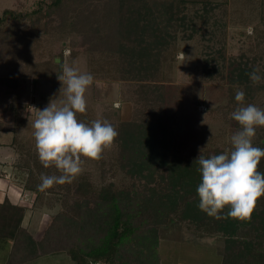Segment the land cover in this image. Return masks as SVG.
Returning <instances> with one entry per match:
<instances>
[{"label":"trees","instance_id":"trees-1","mask_svg":"<svg viewBox=\"0 0 264 264\" xmlns=\"http://www.w3.org/2000/svg\"><path fill=\"white\" fill-rule=\"evenodd\" d=\"M215 8L210 0H39L38 7L25 14L10 8L3 11L0 61H34L35 44L56 22L58 28L79 38L74 54H84L91 73L136 84L133 101L139 105L130 119L111 123L119 133L114 141L118 165L133 179L129 187L110 183L94 190L90 181L75 178L42 192L37 187L41 180L27 160L14 165L17 182L36 195L34 206L42 204L43 194L52 192L61 197L62 209L37 240L23 226L26 206L9 198L0 202V238L13 241L7 264L56 251L69 252L79 264H163L160 227L175 223L209 236L220 235V264H264V196L251 219L227 217V207L221 213L225 218L208 216L198 207L201 175L196 159L200 154L175 151L167 139L164 70L178 53L180 34L186 39L208 38L200 67L202 79L228 80L227 108L240 106L235 101L237 88L245 92V104L257 102L263 88L262 79L253 84L248 74L258 68L264 77V33L257 28L249 48L228 57L223 47L215 46L225 43L216 41L225 22ZM24 17L29 20L24 26L8 22ZM62 64L61 55L46 75L61 74ZM251 92L256 93L251 96ZM77 119L88 125L92 122L86 112L78 113ZM11 130L8 144L19 153L22 142L17 127ZM256 134L254 146L264 148V127L257 128ZM223 152L216 149L201 155L209 158ZM258 171L264 173V157Z\"/></svg>","mask_w":264,"mask_h":264},{"label":"rangeland","instance_id":"rangeland-1","mask_svg":"<svg viewBox=\"0 0 264 264\" xmlns=\"http://www.w3.org/2000/svg\"><path fill=\"white\" fill-rule=\"evenodd\" d=\"M38 1L0 0V16L7 8L25 14L37 8ZM210 1L216 3L215 13L223 18V23L225 22V28L222 27L216 33V41L225 43L215 46L223 47L228 57L238 55L243 48H249L250 36L256 35L257 28L264 33V23L261 21V16L264 15V0ZM14 21H18L21 26L29 23L26 17L21 20L10 19L8 22ZM53 24L55 26H50L39 43L35 44L37 52L34 61L23 60L18 63L0 61V128L10 131L17 127L18 138L22 142L19 143L22 150L19 151L17 163L27 160L38 178L41 173L61 174L55 167L45 169L41 165L31 126V122L36 118L35 109L43 110L52 100L60 106L65 100L58 76H48L46 73L54 64V60H60L61 55L64 63L79 68L81 72L91 73L84 54H74L73 47L79 38L70 30L58 28L56 22ZM207 39H202L199 35L193 39H186L180 34L178 53L167 62L164 70L169 108L163 112V118L169 122L168 144L171 149L190 156L216 149L230 150L231 136L240 130L238 122L231 118L234 109L227 108L230 102L226 85L228 80L202 79L200 67L206 57L203 51L206 48L204 45L208 43ZM91 74L94 81L85 93L86 113L90 120H107L112 123L119 122L120 119H130L139 106L133 101L137 85ZM261 83L263 88L259 91L257 102L253 104L264 108V77ZM255 93L251 92L250 95L253 96ZM32 102L37 104L35 109ZM117 156V145L113 143L111 148L102 152L99 159L82 157V172L76 177L77 180L90 181L94 190L110 183L116 188L129 187L133 179L121 170ZM41 201L40 207L38 205L34 207L43 209L46 213L45 228L42 227L40 232L42 237L52 217L62 209V200L58 194L49 192L43 194ZM160 236L164 264H177L178 256L181 257L185 250L191 249L201 254V257L197 258L201 264L202 261L216 264L219 254L217 249L223 239L220 235L209 236L204 232L195 231L184 223L161 226ZM207 251L210 252L205 253ZM66 254L67 251L57 252L51 257L52 264L55 261L57 264H65L68 260ZM45 259L47 260V258L38 260V264L43 263Z\"/></svg>","mask_w":264,"mask_h":264},{"label":"clouds","instance_id":"clouds-1","mask_svg":"<svg viewBox=\"0 0 264 264\" xmlns=\"http://www.w3.org/2000/svg\"><path fill=\"white\" fill-rule=\"evenodd\" d=\"M258 73L256 68L248 74L253 84L262 79ZM58 79L65 100L60 106L52 100L43 110L33 108L36 118L31 122L41 165L45 169L55 167L61 173H41L37 187L42 192L55 185L72 183L82 172V157L99 159L119 135L107 120L97 119L88 125L77 119V114L87 109L85 93L94 81L91 73L64 63ZM235 101L240 106L231 113V118L238 122L240 130L231 136V149L209 158L200 154L196 159L201 175L196 189L198 207L216 219L225 218L221 213L226 207L227 217L251 219L257 201L264 196V173L258 171L264 148L253 144L256 129L264 127V108L245 104V92L239 88L235 91Z\"/></svg>","mask_w":264,"mask_h":264},{"label":"crops","instance_id":"crops-1","mask_svg":"<svg viewBox=\"0 0 264 264\" xmlns=\"http://www.w3.org/2000/svg\"><path fill=\"white\" fill-rule=\"evenodd\" d=\"M10 140L11 132L5 130V128L3 127L0 128V202H3L5 198H9L14 203L26 206L27 209L23 218V226L27 227L37 240H40L42 238L40 236L41 229L42 227L45 228L46 224V213L43 209L34 207L33 203L35 197L33 196L35 193H32L30 190L25 189L23 185L17 182L14 176L13 169L14 165L19 160V153L13 146L8 144L10 143ZM12 245V240H5L3 238H0V264H7ZM181 251L184 252L183 249ZM57 252L61 251L49 252L36 258L24 262H19L17 264H38V260H40L41 258H47V260L45 259V261H43V263L41 264H52L53 260L51 257L55 256ZM209 252L210 251H207L205 253ZM66 256L68 260L65 262V264H79L74 260L69 252H67ZM199 257H201V254L197 250H185L181 257L178 256L177 264H201V261L197 260V258ZM221 258V255L218 254L216 264L221 263ZM162 263L164 264L163 259ZM208 263L211 262L202 261V264ZM54 264H57V261H55Z\"/></svg>","mask_w":264,"mask_h":264},{"label":"built area","instance_id":"built-area-1","mask_svg":"<svg viewBox=\"0 0 264 264\" xmlns=\"http://www.w3.org/2000/svg\"><path fill=\"white\" fill-rule=\"evenodd\" d=\"M32 107L35 108L37 106V104L35 102H32Z\"/></svg>","mask_w":264,"mask_h":264},{"label":"water","instance_id":"water-1","mask_svg":"<svg viewBox=\"0 0 264 264\" xmlns=\"http://www.w3.org/2000/svg\"><path fill=\"white\" fill-rule=\"evenodd\" d=\"M98 264H104V263H98Z\"/></svg>","mask_w":264,"mask_h":264}]
</instances>
